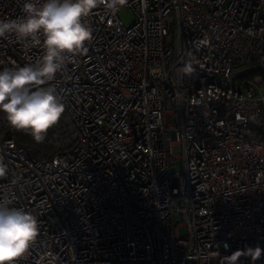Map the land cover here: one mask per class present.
I'll return each instance as SVG.
<instances>
[{"label":"built area","instance_id":"built-area-1","mask_svg":"<svg viewBox=\"0 0 264 264\" xmlns=\"http://www.w3.org/2000/svg\"><path fill=\"white\" fill-rule=\"evenodd\" d=\"M24 2L0 0V19ZM84 21L92 40L49 82L65 111L43 142L0 112V198L40 229L15 264H224L264 249V0H125ZM43 54L0 38V70Z\"/></svg>","mask_w":264,"mask_h":264},{"label":"clouds","instance_id":"clouds-1","mask_svg":"<svg viewBox=\"0 0 264 264\" xmlns=\"http://www.w3.org/2000/svg\"><path fill=\"white\" fill-rule=\"evenodd\" d=\"M124 2L44 0L41 3L40 0H25L22 16L0 19V38L11 34L21 43H42L44 50L35 63L0 70V112L6 114L11 127L29 131L36 142H43L47 130L58 123L65 111L61 97L49 82L55 80L67 61L86 53V44L92 40V28L84 18L101 4L115 12ZM181 71L191 74L194 68L191 63H185ZM6 171L7 166L0 160V177H4ZM11 204V199L0 198V264H15L24 257L40 231L36 216ZM262 253L264 249L259 246L248 247L234 251L223 260L224 264H239V258L245 256L255 264Z\"/></svg>","mask_w":264,"mask_h":264},{"label":"rangeland","instance_id":"rangeland-1","mask_svg":"<svg viewBox=\"0 0 264 264\" xmlns=\"http://www.w3.org/2000/svg\"><path fill=\"white\" fill-rule=\"evenodd\" d=\"M120 19L126 24L129 25L132 22L133 16L128 9H122L118 12Z\"/></svg>","mask_w":264,"mask_h":264}]
</instances>
